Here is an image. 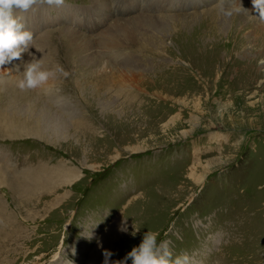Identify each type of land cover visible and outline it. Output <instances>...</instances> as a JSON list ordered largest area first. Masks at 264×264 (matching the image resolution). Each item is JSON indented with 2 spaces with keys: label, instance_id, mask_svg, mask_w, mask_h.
I'll return each mask as SVG.
<instances>
[{
  "label": "rangeland",
  "instance_id": "374dc122",
  "mask_svg": "<svg viewBox=\"0 0 264 264\" xmlns=\"http://www.w3.org/2000/svg\"><path fill=\"white\" fill-rule=\"evenodd\" d=\"M232 2L14 10L34 39L0 66V110L27 124L0 129V264H112L147 231L190 264H264V23ZM32 57L70 75L21 91Z\"/></svg>",
  "mask_w": 264,
  "mask_h": 264
},
{
  "label": "clouds",
  "instance_id": "9594fccd",
  "mask_svg": "<svg viewBox=\"0 0 264 264\" xmlns=\"http://www.w3.org/2000/svg\"><path fill=\"white\" fill-rule=\"evenodd\" d=\"M39 3L60 7L64 0H0V66L12 60H19L23 53H28L29 48H32L33 33L25 29L24 24L14 15V10L28 11ZM252 5L253 10L259 14L258 18H252L264 23V0H252ZM217 7L227 18L244 11L232 0H217ZM57 74L64 78L70 75L60 65L51 70L44 69L41 60L32 57L30 61L24 63L23 72L20 73L22 78L17 81L16 86L21 91L40 89L48 84L50 79H55ZM158 236V232L147 231L138 246L133 247L123 260L113 261L112 264H126L128 260H131V264H190V257L186 253L173 259L170 241L158 243ZM103 255V264H109V258L113 253L105 251Z\"/></svg>",
  "mask_w": 264,
  "mask_h": 264
},
{
  "label": "bare ground",
  "instance_id": "6f19581e",
  "mask_svg": "<svg viewBox=\"0 0 264 264\" xmlns=\"http://www.w3.org/2000/svg\"><path fill=\"white\" fill-rule=\"evenodd\" d=\"M11 86V85H10ZM14 87V86H13ZM6 114H8L9 116V118L8 117H6ZM20 117L19 116H17L15 113H13V114H9L8 113V111L5 109V112H3V111H1L0 110V129L2 128V127H4V126H6V129H2V130H6V131H8L9 132V129L14 125V123H18V124H15L16 126H17V128H23V126L22 125H27L26 124V121H24V120H22V119H19ZM12 122V123H11ZM34 124V123H33ZM31 125V124H30ZM30 125H28V126H30ZM37 125V124H36ZM36 125L34 124V127H29V128H26L25 129V131H24V129H22L21 130V132L20 133H22L23 131H24V133H22V134H25V135H28L29 137H32L33 139H35V138H37L38 139V137H40V138H42L41 137V134H42V132L41 131H38V129L36 128ZM1 132V131H0ZM39 138V139H40ZM119 157H116L114 160H116V159H118ZM2 174V173H1ZM21 174H23V173H21ZM39 174V173H38ZM38 174L37 175H35V174H33L34 176V179L36 180V183H34L33 185H30V183L31 182H26L25 184L28 186V188H29V191H34L35 192V190H36V187H37V185H40V184H43V186H45V187H47V185H48V181L45 179V178H42V176H38ZM62 175H64V174H62ZM20 176H22V175H20ZM65 176V175H64ZM23 177V176H22ZM22 177H21V179H22ZM5 177H3V179H4ZM28 180V179H27ZM26 180V181H27ZM66 181V180H65ZM40 182V183H39ZM23 188H24V186H23ZM36 193V192H35Z\"/></svg>",
  "mask_w": 264,
  "mask_h": 264
}]
</instances>
